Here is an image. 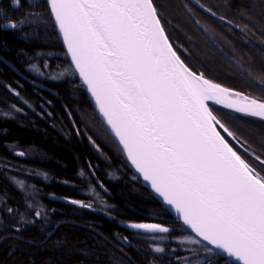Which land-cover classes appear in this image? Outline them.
Here are the masks:
<instances>
[{
    "label": "trees",
    "instance_id": "1",
    "mask_svg": "<svg viewBox=\"0 0 264 264\" xmlns=\"http://www.w3.org/2000/svg\"><path fill=\"white\" fill-rule=\"evenodd\" d=\"M154 3L170 40L185 57L193 56L187 62L194 69L243 94L263 96L236 70V62L255 69L259 58L264 66V56L253 50L264 49L263 0ZM22 20L19 29L0 28V264H181L178 257L185 256L203 261V252L189 251L199 245L178 243L191 234L146 189L101 123L46 0H20L18 7L0 0V25ZM244 25L248 28L241 31ZM243 117L225 119L249 141L239 129L238 123L247 120ZM250 118L258 136H264V121ZM69 199L92 207L81 208ZM39 208L44 211L36 218ZM130 223H159L170 232L155 234L163 239H148L152 234L127 227ZM156 246L165 251L154 253Z\"/></svg>",
    "mask_w": 264,
    "mask_h": 264
},
{
    "label": "snow or ice",
    "instance_id": "2",
    "mask_svg": "<svg viewBox=\"0 0 264 264\" xmlns=\"http://www.w3.org/2000/svg\"><path fill=\"white\" fill-rule=\"evenodd\" d=\"M19 3L12 0L13 7ZM46 3L95 110L135 172L190 230L192 235L178 243L199 245L189 251L205 254L197 262L178 257L181 264H264V136L253 145L225 119L264 121V96L243 94L194 69L170 40L154 0ZM23 23L0 28L16 30ZM253 50L264 56V49ZM236 68L264 93V71L239 62ZM17 183L24 187L23 181ZM68 203L92 207L74 199ZM43 211L37 209L36 218ZM20 220H25L23 214ZM127 227L152 234L146 238L153 240L163 239L155 234L170 232L159 223ZM152 251L165 249L156 246Z\"/></svg>",
    "mask_w": 264,
    "mask_h": 264
},
{
    "label": "rangeland",
    "instance_id": "3",
    "mask_svg": "<svg viewBox=\"0 0 264 264\" xmlns=\"http://www.w3.org/2000/svg\"><path fill=\"white\" fill-rule=\"evenodd\" d=\"M249 16V15H248ZM250 17V16H249ZM221 21H223V20H221ZM169 27V26H168ZM244 26H242V28H243ZM170 28V27H169ZM239 29H240V27H238ZM261 42V41H260ZM262 43V44H261ZM260 44L263 46L264 45V42H261ZM237 56H238V58L241 60V58H240V56L237 54ZM191 58H193V56L190 54V56H188V57H185V54H184V59H186L187 61H188V59H191ZM246 60H247V62H249V59H248V57L246 56ZM254 58H255V60H257V58H256V54H255V56H254ZM259 60H260V62H261V60H262V58H259ZM260 62H259V65H257V64H255V70L257 71V72H261V71H263L262 70V67H261V64H260ZM237 70V69H236ZM237 72V71H236ZM239 73V72H238ZM259 93L261 94V95H263L264 96V93H261L260 91H259ZM209 103H211V102H209ZM244 118V117H243ZM246 119L247 120H242V121H244V123H242V122H240V123H238L239 125H240V127H239V129L240 130H243L242 132L243 133H245L244 135L247 137V138H249V139H251V140H249L250 141V143H252L253 145H255V142H257L258 141V139L260 138V136H258L259 134H258V131H259V129H257V127H255L254 126V121L251 119V118H248V117H246ZM230 126V125H229ZM233 128H236L235 126L233 127ZM235 130V129H234ZM86 134L88 135V136H90V133H88L87 131H86ZM225 134V136H226V133H224ZM91 137V136H90ZM238 147V146H237ZM240 151L241 152H243V150L242 149H240ZM16 152V154L17 153H20V152H22V151H15ZM24 153V155H20V156H29L31 153L30 152H23ZM160 203V202H159ZM164 207V206H163ZM165 208V207H164Z\"/></svg>",
    "mask_w": 264,
    "mask_h": 264
},
{
    "label": "water",
    "instance_id": "4",
    "mask_svg": "<svg viewBox=\"0 0 264 264\" xmlns=\"http://www.w3.org/2000/svg\"><path fill=\"white\" fill-rule=\"evenodd\" d=\"M263 1H264V0H263ZM52 20H53V19H52ZM53 23H54V20H53ZM54 26H55V24H54ZM55 29H56L57 35H58V37H59V39H60V41H61L63 47H64V50H65V52H66V55H67V50H66V47H65L64 44H63L62 37L60 36V34H59V32H58V29H57L56 27H55ZM67 57H68V60H69V62H70V64H71L70 57H69L68 55H67ZM72 69H73V68H72ZM73 71H74V69H73ZM74 73H75V72H74ZM75 75H76V78H77L79 84H80L81 87L84 89V92L86 93L87 98H88V100H89V102H90L92 108L94 109V111H95L96 114L98 115L99 119L101 120V123L103 124V126L105 127V129L107 130V132L109 133V135L111 136V138H112V139L114 140V142L116 143L117 147L119 148V150H120L121 153L123 154L124 158L126 159V161L128 162V164L130 165V167H131L132 171L134 172V174L138 177V179L142 182V184L146 187V189H147V190H148V191H149V192H150V193H151V194H152V195H153V196H154V197L160 202V204L166 208V210L170 213V215H171L176 221H178V223H180V224L182 225V221L179 220V218H178V216L175 214V212H174L173 210H171L170 208H167V206L163 205L162 200H161L159 197H157V196L152 192L150 186H149L145 181H143V178L140 177L138 173L135 172V169L131 166L130 162L127 160L126 154L123 153L122 148L119 146L118 142L115 140V138H114L113 135L111 134L110 130L107 128V125L104 123L103 119L99 116L98 112L95 110L94 104H93V102L90 100V98H89V94L86 92L85 87L82 86V84H81V82H80V80H79L78 74L75 73ZM182 226H183V225H182ZM183 227H184V226H183ZM184 228H185V227H184ZM185 229H186V228H185ZM186 230H187V229H186ZM187 231L191 234L190 230H187ZM191 235H192V234H191ZM194 238H195V237H194Z\"/></svg>",
    "mask_w": 264,
    "mask_h": 264
},
{
    "label": "flooded vegetation",
    "instance_id": "5",
    "mask_svg": "<svg viewBox=\"0 0 264 264\" xmlns=\"http://www.w3.org/2000/svg\"><path fill=\"white\" fill-rule=\"evenodd\" d=\"M248 118H250V117H248Z\"/></svg>",
    "mask_w": 264,
    "mask_h": 264
}]
</instances>
